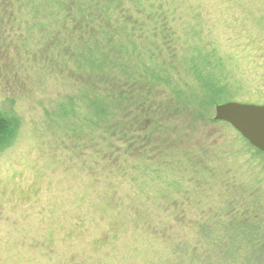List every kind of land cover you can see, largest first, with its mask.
<instances>
[{
  "label": "rangeland",
  "instance_id": "obj_1",
  "mask_svg": "<svg viewBox=\"0 0 264 264\" xmlns=\"http://www.w3.org/2000/svg\"><path fill=\"white\" fill-rule=\"evenodd\" d=\"M22 1L0 15V115L8 126L0 136V264H218L222 252L221 264H229L232 256L248 263L264 255V152L213 119L218 104L264 102V0L115 6L119 18L141 19L136 1L154 8L144 26L133 24L146 31L129 34V23L125 37L148 42L153 33L172 43L152 59L166 61L163 77L171 73L173 96L163 77L132 78L141 91L152 84L154 104L180 99L178 108L139 123L150 136L146 155L137 144L131 154L124 142L109 144L111 151L90 144L77 118L87 117L88 108L65 72L77 64L75 56L73 66L55 59V49L54 61L43 57L51 49L39 42L52 21L43 23L46 11L37 6L33 15L31 1ZM53 43L62 45L59 38ZM134 49L124 50L123 62H135ZM203 70L223 78L206 98L196 85ZM190 93L195 100L186 107Z\"/></svg>",
  "mask_w": 264,
  "mask_h": 264
},
{
  "label": "trees",
  "instance_id": "obj_2",
  "mask_svg": "<svg viewBox=\"0 0 264 264\" xmlns=\"http://www.w3.org/2000/svg\"><path fill=\"white\" fill-rule=\"evenodd\" d=\"M27 1H31V4ZM22 2L25 6L30 5L28 12L31 14L34 7L40 6L43 8L47 15L46 17H42L43 23L46 20L52 21L51 25H46L45 33L40 38L39 43L42 42V46L45 45L46 48L48 47V50L51 49V52L48 51L43 57H50L54 61L52 50L55 49L59 55L55 59L58 61L62 60L64 64L68 63L72 65L71 61H74V57H71V55L73 54L75 56L77 64L75 63V67L72 65L73 68L67 69L65 72L71 73L72 75V85H75V89L72 91L73 95H76L77 100L80 99L81 102L83 100V103L88 108V112H86L88 114L87 117L84 115L77 116L83 122L82 125H77H81L87 129L90 144H107V149L110 150L112 146H109V144L115 145L124 142L130 147L127 150L130 154L131 149L135 148L137 144L139 145V151L146 155L151 147L148 144L150 136H147L145 128L141 127L139 123H142V119H146L147 117L151 116L152 118V115L158 114L157 112L159 111H166L173 106L174 109L178 108V102L180 100L177 97V100L172 98L173 102L171 106H167V101H164V103L162 100L154 104V101L157 99L154 100L155 97H153L156 90L153 88L150 89L152 84L147 86L146 91H141L138 88L136 89L134 80L132 79L134 73H140L142 77L153 75L152 79L161 78L165 76L164 74L168 70L164 66L166 64L164 59L154 61L152 58H154L153 53L160 51L162 47H172L171 42L167 43L168 40L162 37L159 38L160 41L155 40V37L160 36V34L155 35L150 33L154 39L148 42L143 41V39L137 40L131 37H125L122 34V30L125 28L124 26H127L129 23L127 27L129 28L127 30L129 34H141V32H145L146 28L143 27L146 24L145 20L153 18L154 8L151 9L152 11L150 9L146 10L142 2L136 1V9L144 11V15L139 19L135 13L130 14L129 17L123 16L119 18L118 15L117 17L114 16L113 11L115 10V6L119 7L118 4L120 3L123 6V0H116L115 4L112 3V0H108L106 3H101L99 0H23ZM71 2L75 5V9H73ZM7 3L9 4L7 5ZM2 4L3 8H0V15L1 13L8 12L9 7H16L18 2L16 3L15 0H0V5ZM67 6L70 9L71 17H68L69 15L66 13ZM137 10L135 12H138ZM135 22H138L139 26L143 24L142 28H138V32L133 27ZM76 31H79L80 34L77 35ZM54 34L56 35V39H53ZM73 34H75V37H73ZM58 38L62 42V45L59 49H56V43L54 44L53 41L56 40L57 42ZM3 45L2 43L1 47ZM131 47L132 49L135 48L132 57V61L134 60L135 62L127 64L123 62L125 60H123V53L126 48L129 49ZM195 62V60L191 61L192 64ZM201 62L207 63L208 60ZM130 66L134 67L133 72ZM124 73H126V76L122 80V74ZM128 73L131 76L127 77ZM203 74V78L196 80V85L201 89L202 98H206L208 95H212L214 88L222 85L221 81L223 78L210 77V75H207L208 71L206 70H203ZM171 76L170 73L169 77H163V79H166L164 83L169 88L168 94L171 93V96H173V92L178 90H176V83L171 82ZM152 79L144 78L143 81L148 83ZM190 95L191 93L189 97L192 98L185 103L186 107L195 100L193 99L195 98L194 95ZM215 102L218 103L219 101L217 102L216 100ZM258 104H264V102ZM157 116L154 115L153 117ZM98 127L100 131L96 134L93 130ZM7 131L8 126L0 115V136ZM115 151L119 152L118 148ZM181 197L179 203H185L188 199L187 195H182ZM171 201L173 203L177 202L174 199H171ZM183 245L185 246V244ZM186 245H189V250H196V245L187 243ZM237 246V250L241 251L240 244H237ZM223 255H225L224 252L216 260L218 264H221L223 261ZM243 258L242 256H232L228 263L264 264V255L260 253H258L256 260H253L249 256L248 263H246V256Z\"/></svg>",
  "mask_w": 264,
  "mask_h": 264
},
{
  "label": "water",
  "instance_id": "obj_3",
  "mask_svg": "<svg viewBox=\"0 0 264 264\" xmlns=\"http://www.w3.org/2000/svg\"><path fill=\"white\" fill-rule=\"evenodd\" d=\"M213 119L229 123L251 146L264 152V104L228 101L215 106Z\"/></svg>",
  "mask_w": 264,
  "mask_h": 264
}]
</instances>
